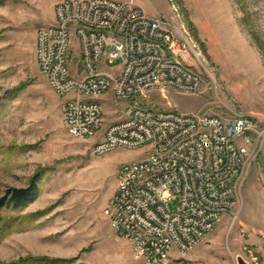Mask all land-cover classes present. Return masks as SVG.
<instances>
[{
  "label": "rangeland",
  "instance_id": "rangeland-1",
  "mask_svg": "<svg viewBox=\"0 0 264 264\" xmlns=\"http://www.w3.org/2000/svg\"><path fill=\"white\" fill-rule=\"evenodd\" d=\"M59 1L0 0V199L27 188L36 175L40 186L27 208L3 210L0 264L28 258L36 261L24 264H146L113 230L105 209L120 166L143 159L149 145L95 154L93 139L68 133V96L54 92L37 64L36 31L53 22ZM116 1L171 20L191 43L190 63L202 77L197 94L152 90L141 101L183 113L241 116L253 128L243 140L250 157L235 212L193 250L173 249L161 264H239V256L264 264V0ZM102 97L110 124L121 121L117 112L129 102L118 106L110 94Z\"/></svg>",
  "mask_w": 264,
  "mask_h": 264
},
{
  "label": "built area",
  "instance_id": "built-area-1",
  "mask_svg": "<svg viewBox=\"0 0 264 264\" xmlns=\"http://www.w3.org/2000/svg\"><path fill=\"white\" fill-rule=\"evenodd\" d=\"M54 16L36 31V60L54 92L68 96V133L93 139L97 155L149 145L143 159L119 168L105 209L111 227L146 264L165 262L173 249L187 254L236 210L250 121L140 100L152 90L167 96L170 89L197 94L202 87L189 40L163 15L133 1L61 0ZM117 59L119 67L108 66ZM99 91H111L118 106L129 102L117 112L121 126H110Z\"/></svg>",
  "mask_w": 264,
  "mask_h": 264
},
{
  "label": "trees",
  "instance_id": "trees-1",
  "mask_svg": "<svg viewBox=\"0 0 264 264\" xmlns=\"http://www.w3.org/2000/svg\"><path fill=\"white\" fill-rule=\"evenodd\" d=\"M40 194L39 175L33 177L31 184L27 188L13 189L10 193L0 199V226L3 222V210L12 208L14 210H23L33 203ZM36 259L28 258L13 264H24ZM60 261V260H57Z\"/></svg>",
  "mask_w": 264,
  "mask_h": 264
},
{
  "label": "bare ground",
  "instance_id": "bare-ground-1",
  "mask_svg": "<svg viewBox=\"0 0 264 264\" xmlns=\"http://www.w3.org/2000/svg\"><path fill=\"white\" fill-rule=\"evenodd\" d=\"M180 35H183V37H186L182 32H180ZM188 35V34H187ZM189 37V36H188ZM187 38V37H186ZM189 48L190 50L192 51L193 48H192V45L191 43L189 42ZM105 94H110L111 95V91H99V97L105 95ZM103 98V97H102ZM110 126H121V121L117 122V123H112L110 124Z\"/></svg>",
  "mask_w": 264,
  "mask_h": 264
},
{
  "label": "water",
  "instance_id": "water-1",
  "mask_svg": "<svg viewBox=\"0 0 264 264\" xmlns=\"http://www.w3.org/2000/svg\"><path fill=\"white\" fill-rule=\"evenodd\" d=\"M238 263L239 264H248V262H246L245 260H244V258L243 257H238Z\"/></svg>",
  "mask_w": 264,
  "mask_h": 264
},
{
  "label": "crops",
  "instance_id": "crops-1",
  "mask_svg": "<svg viewBox=\"0 0 264 264\" xmlns=\"http://www.w3.org/2000/svg\"><path fill=\"white\" fill-rule=\"evenodd\" d=\"M54 19H55V16H54ZM54 19H53V22H54ZM53 22H52V23H53ZM128 244H129V246H130V248H131V250H132V246H131L130 242H128Z\"/></svg>",
  "mask_w": 264,
  "mask_h": 264
}]
</instances>
